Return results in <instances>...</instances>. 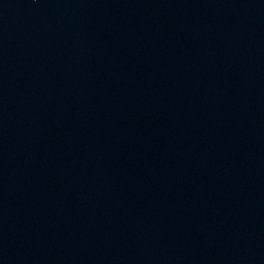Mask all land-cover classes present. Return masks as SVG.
Here are the masks:
<instances>
[{"label": "water", "instance_id": "95a60500", "mask_svg": "<svg viewBox=\"0 0 264 264\" xmlns=\"http://www.w3.org/2000/svg\"><path fill=\"white\" fill-rule=\"evenodd\" d=\"M0 264H264V0H0Z\"/></svg>", "mask_w": 264, "mask_h": 264}]
</instances>
